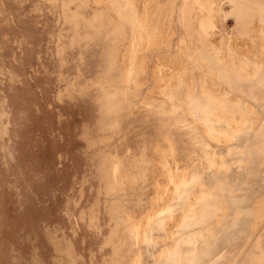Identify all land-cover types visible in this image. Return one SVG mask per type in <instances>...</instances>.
I'll return each mask as SVG.
<instances>
[{"label": "rangeland", "instance_id": "rangeland-1", "mask_svg": "<svg viewBox=\"0 0 264 264\" xmlns=\"http://www.w3.org/2000/svg\"><path fill=\"white\" fill-rule=\"evenodd\" d=\"M263 165L264 0H0V264H264Z\"/></svg>", "mask_w": 264, "mask_h": 264}, {"label": "bare ground", "instance_id": "bare-ground-1", "mask_svg": "<svg viewBox=\"0 0 264 264\" xmlns=\"http://www.w3.org/2000/svg\"><path fill=\"white\" fill-rule=\"evenodd\" d=\"M133 57V56H132ZM131 78L128 76L125 80V87H130L131 85ZM235 84V82H234ZM118 85V84H117ZM236 85V84H235ZM232 88V87H231ZM119 89V87H118ZM130 89H132L130 87ZM122 92V91H121ZM122 97L123 96H126L123 92L121 93ZM127 97V96H126ZM263 160V159H262ZM117 164L118 160L115 159H110L109 160V179H110V182H109V186L111 187V189H113L114 191H121L122 189L118 188L122 185H124V181L122 180L123 177H122V174L119 172L120 169H115L114 166ZM264 167V165L262 166ZM262 169V168H260ZM255 172V171H254ZM118 173V174H116ZM260 175V174H258ZM116 177H118L120 179V186H117V179ZM262 177V176H261ZM263 178V177H262ZM231 182L230 181H227L225 184V186H228ZM263 184V182H261ZM244 187L247 186L248 187V184H245L243 185ZM244 187L240 188L241 191L244 190ZM251 190H253V194H255L258 190V187H259V183H258V180H257V176H256V172L255 173H252L251 175ZM264 189V188H263ZM264 194V193H263ZM226 196V195H225ZM241 196V195H240ZM255 196V195H254ZM263 196V195H261ZM238 197V196H237ZM259 197V196H258ZM226 199L227 201L230 203L229 204V210L232 212L233 209H234V205L233 203L230 201V197L229 196H226ZM255 200V199H254ZM254 200L252 201V203L254 202ZM251 202V201H250ZM240 203H241V212L238 214L237 212H235V214L233 215L234 217H236V219L233 221L232 223V226L230 228H225L223 229V231L221 232V235L218 237L217 241L215 242L214 246H213V249L211 250V255H214L216 254L218 251H220L221 249H225L227 245H230L232 244L233 242V238H232V235L237 232V233H240V234H244L246 232V229H247V217L250 215V213H252V210H250V207L249 205V197L247 195H244L240 198ZM160 214H163V212L161 211ZM160 214L156 215L158 219H161L160 217ZM232 215V214H231ZM208 217V211H207V208H204L203 212H202V217H201V220L200 222H205L206 219ZM163 218V217H162ZM255 221V219L253 220ZM123 227H124V230L127 231V233H131L132 232V229L134 226H138V225H134V226H128L124 224V221H123ZM253 226H255L253 224ZM122 227V226H121ZM120 227V228H121ZM119 228V227H118ZM117 228V229H118ZM116 229V230H117ZM135 230V229H134ZM241 239V238H240ZM240 241H238V244H239ZM228 248V247H227ZM233 248V247H232ZM226 250V249H225ZM231 250V249H230ZM237 252V251H236ZM235 252V253H236ZM225 253H227V251H225ZM231 253V252H230ZM233 253V252H232ZM234 253V254H235ZM230 256V255H229ZM251 260V259H250ZM249 260V262H250ZM258 262V261H256ZM221 263V262H220ZM245 264V263H244Z\"/></svg>", "mask_w": 264, "mask_h": 264}, {"label": "crops", "instance_id": "crops-1", "mask_svg": "<svg viewBox=\"0 0 264 264\" xmlns=\"http://www.w3.org/2000/svg\"><path fill=\"white\" fill-rule=\"evenodd\" d=\"M197 104H198V105H201L200 102H198V101H197ZM136 165H137V164H136ZM136 165H134L133 168H135ZM128 171H129V170L127 169V173H129ZM137 172H138V175H140L141 180L144 179V170H142L141 168H139V169L137 170ZM129 174H132V173H129ZM135 174H136V173H135ZM179 198H181V197H179ZM158 212H159V211H158ZM158 212L155 214V218H154V220H151V222L153 223V224H152L153 226H158V227H160V226L163 225L164 214H165L167 211H166V212H165V211H162V212H163V215H162L163 218L161 217V219H158L157 216H156V215L158 214ZM147 239H149V237H148Z\"/></svg>", "mask_w": 264, "mask_h": 264}]
</instances>
